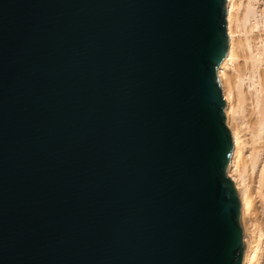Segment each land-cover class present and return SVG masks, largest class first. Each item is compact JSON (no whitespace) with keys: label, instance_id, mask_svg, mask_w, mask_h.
Instances as JSON below:
<instances>
[{"label":"water","instance_id":"95a60500","mask_svg":"<svg viewBox=\"0 0 264 264\" xmlns=\"http://www.w3.org/2000/svg\"><path fill=\"white\" fill-rule=\"evenodd\" d=\"M226 50L225 0H0V264H241Z\"/></svg>","mask_w":264,"mask_h":264},{"label":"bare ground","instance_id":"6f19581e","mask_svg":"<svg viewBox=\"0 0 264 264\" xmlns=\"http://www.w3.org/2000/svg\"><path fill=\"white\" fill-rule=\"evenodd\" d=\"M225 27L227 50L216 70L232 140L225 173L240 204L241 264H264V225L254 240L246 225L257 205L264 214V0H225Z\"/></svg>","mask_w":264,"mask_h":264},{"label":"rangeland","instance_id":"374dc122","mask_svg":"<svg viewBox=\"0 0 264 264\" xmlns=\"http://www.w3.org/2000/svg\"><path fill=\"white\" fill-rule=\"evenodd\" d=\"M257 204H259V203H257ZM260 208H261V206L257 205V208H256L257 210L255 211V213L250 215V217L248 218V223L246 224L247 225V233H248L247 236L250 238V240H254V238L257 237L256 235H258V228L264 225V223H263L264 222V214L262 213L263 211H261L262 209H260Z\"/></svg>","mask_w":264,"mask_h":264}]
</instances>
